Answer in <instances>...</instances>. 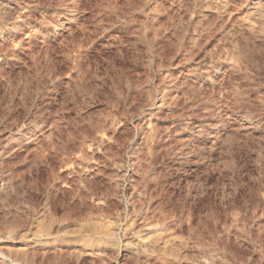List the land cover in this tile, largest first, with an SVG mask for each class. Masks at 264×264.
Segmentation results:
<instances>
[{
	"label": "rangeland",
	"instance_id": "obj_1",
	"mask_svg": "<svg viewBox=\"0 0 264 264\" xmlns=\"http://www.w3.org/2000/svg\"><path fill=\"white\" fill-rule=\"evenodd\" d=\"M0 264H264V0H0Z\"/></svg>",
	"mask_w": 264,
	"mask_h": 264
}]
</instances>
